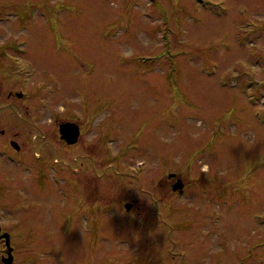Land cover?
<instances>
[{"label": "rangeland", "instance_id": "obj_1", "mask_svg": "<svg viewBox=\"0 0 264 264\" xmlns=\"http://www.w3.org/2000/svg\"><path fill=\"white\" fill-rule=\"evenodd\" d=\"M47 1L0 69L5 139L41 151L0 149L11 264H264V0Z\"/></svg>", "mask_w": 264, "mask_h": 264}, {"label": "flooded vegetation", "instance_id": "obj_2", "mask_svg": "<svg viewBox=\"0 0 264 264\" xmlns=\"http://www.w3.org/2000/svg\"><path fill=\"white\" fill-rule=\"evenodd\" d=\"M50 10H51V7L47 0H0V69L2 67V59L4 60L7 59L6 61L9 60V62H11L10 61L11 59H8V58H13L12 56L14 54L28 55L32 45H35L36 42L38 43L40 41H43L45 38H47L45 29H43V24H41L42 25L41 26L37 23L39 22V20H41V22L48 21L51 18L50 14H52L54 17L58 16V12L55 11L54 8L52 9L53 10L52 13H50ZM38 17H40L41 19H39ZM2 25H5L7 33H4V34L2 33ZM36 29H40L41 32L44 33L42 39L39 41H34V39H36L34 38L33 40L28 41L27 40L28 35H34L36 33ZM17 30H19L21 33L18 34L17 32L19 31ZM40 48L41 46L37 45V49L34 48L30 53L34 52L35 50H37L36 52L42 51L40 50ZM0 73H1V70H0ZM22 95L23 94L21 91L16 92V91L8 90L6 93V98L8 102L10 103L11 100L14 99L15 97L21 98ZM0 106H1V93H0ZM64 122H70L74 125H77L76 128L78 131H77L76 137L73 140V142H67L64 138L61 137V132L59 130V124L64 123ZM59 124L57 127H58V135H59V138L61 139V142L67 145L77 144L79 142V139H81V135L83 133V130H82L83 125L78 122L76 123L72 120L71 121L64 120L60 122ZM7 134H8L7 129L0 127V149H5L4 150L5 154L2 156L6 163L11 162L12 160L17 161V160L23 159L24 161H26V159L30 157L36 160L40 159L41 151L39 154L37 153L38 149L35 147L34 143L33 145H31L32 146L31 150L26 153V150L24 149L25 147L23 145H19L13 138L16 135V132L14 131L10 133L8 139H5ZM6 157L8 158V161ZM37 166L38 167L35 170L36 175L41 177L44 174V169L42 168L40 162ZM28 167L30 168V166ZM3 171L6 172V169ZM176 179H177L176 175L169 177L170 183L171 182L174 183ZM37 181H40V179H38ZM11 183L12 182L9 183L8 181L1 182V179H0V196L2 194H5L8 190L11 189L9 187ZM39 183H42V181ZM31 186H32L31 184L27 185L28 188ZM186 186L187 185L185 184L182 189L178 187L177 190H174L173 192L184 193L186 190ZM32 189L35 190V196L33 197H37V198L42 197V193L44 192L43 185L42 187H40L39 184L36 183V185H34ZM35 202H38V201L35 200ZM127 210H130V209H127ZM3 232H7V231H5L2 226H0V235ZM14 237L15 235L11 234L10 232L9 244L12 248V252H11L12 261H14V258H15L14 249H15L16 240L14 239ZM0 246H2L0 247V262L1 261L4 262V258L7 256V253H6L5 239L2 237H0Z\"/></svg>", "mask_w": 264, "mask_h": 264}, {"label": "water", "instance_id": "obj_3", "mask_svg": "<svg viewBox=\"0 0 264 264\" xmlns=\"http://www.w3.org/2000/svg\"><path fill=\"white\" fill-rule=\"evenodd\" d=\"M76 126L77 125H74L70 122H64V123L59 124V130L61 132V137L64 138L67 142H73V140L76 137L77 131H78ZM172 176H174V173L168 174V177H172ZM178 187L179 188L182 187V182L180 178L176 179V181L172 184V190H176ZM130 205L131 204L127 202L125 203L124 206L126 209H128ZM0 237L5 239V245H6L7 256L4 258V262L6 264H10L12 262V255H11L12 248L9 244V234L8 232H3L0 235Z\"/></svg>", "mask_w": 264, "mask_h": 264}]
</instances>
